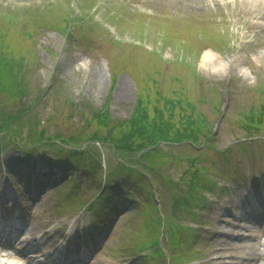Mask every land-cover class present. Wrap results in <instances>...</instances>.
I'll return each instance as SVG.
<instances>
[{"label": "rangeland", "instance_id": "374dc122", "mask_svg": "<svg viewBox=\"0 0 264 264\" xmlns=\"http://www.w3.org/2000/svg\"><path fill=\"white\" fill-rule=\"evenodd\" d=\"M0 41L24 55L31 86L21 101L0 96V110L24 114L32 124L37 119L38 131L49 136L72 137L85 146L97 130L90 110L108 105L113 118L126 119L140 98L150 101L154 113L162 96L183 103L174 109L175 120L200 117L212 131L195 150L187 141L161 142L155 164L152 155H125L134 163L142 159L128 173L134 195L118 190L114 212L105 211L106 224L92 221L89 204L108 185L102 173L121 160L110 144L86 149L81 170L58 159L56 144L15 146L0 134L9 172L4 176L0 166V221L21 223L35 250L50 251L61 258L58 264H174L171 256L179 248H171L165 229L157 248L145 244L160 236L153 231L155 216H170L177 200H184L192 165H198L215 185L200 190L203 205L194 217L177 208L174 223L166 222L175 233L182 222L194 228L193 241L183 239L184 260L177 253V264L253 263L246 259L259 251L247 254L242 247L264 241V222L250 223L249 231L236 224L243 194L260 190L264 181V128L247 132L242 125L249 124L251 110L264 112V0H0ZM206 51L229 62L224 73L203 65ZM124 83L128 91L122 93ZM79 199L85 205L73 207ZM149 218L151 231L141 229ZM235 233L241 236L233 238ZM13 237L0 235V264H26L30 258L20 253L26 242ZM159 249L162 254L154 251Z\"/></svg>", "mask_w": 264, "mask_h": 264}, {"label": "trees", "instance_id": "16d2710c", "mask_svg": "<svg viewBox=\"0 0 264 264\" xmlns=\"http://www.w3.org/2000/svg\"><path fill=\"white\" fill-rule=\"evenodd\" d=\"M24 59V55L13 54L10 52L9 47L5 46V44L0 41V96L7 95V97L18 99L19 101L29 97L31 92V86L28 81L29 76L27 75L29 70L27 69V74L23 72L25 65ZM162 99H164L163 105H153V113L150 110V101H148L146 97L140 98L132 115L126 119L113 118L109 113L108 105L101 108V110H90L92 121L97 125V130L93 133V136L87 138L85 146L72 137L61 138L60 136L57 137V135L49 136L46 134L45 130L38 131L37 125L39 121L36 119L37 122L34 123L35 125L28 121L25 122V120L22 119L24 114L22 116L19 112L7 113L0 110V134L9 136L11 143H14L15 146H19V144L27 145L29 142L32 144L43 142L46 144H56V146H58V148H56L58 159L66 161L69 159V161L78 165L81 170L86 167L83 155L86 149H89L90 146L96 142H101L103 144L107 142L110 144L115 152L119 154L121 160L117 161V166L113 167L110 172L107 173L109 184L98 194V200L103 208L97 212L96 217H98L100 221L105 222L107 221L105 215L108 214L105 211L110 210V213L114 212L112 204L114 197L113 191L116 184L134 191L128 173L133 172L136 164L141 163L142 159L139 158L137 162L134 163V161H136L134 158L128 159L127 157L125 158V155L129 154V152H140L142 158H144L143 155L147 157L152 155L148 159L152 160L153 164H155V162L161 160L157 158V147L161 142L176 141L180 143L187 141L191 143L190 146L195 150L198 146H202L204 142L211 138V127H209L202 118V120L200 117L194 119L192 115L186 114L185 118L181 121L179 120V122L174 119V109H176L177 106L181 108L184 106L181 100H177V102L180 103V105H177V102L175 103L172 99H168L164 96L160 98V100ZM189 105L192 106V104ZM86 107L89 108V105H85V108ZM263 114L264 112L262 109H254L247 113L246 118L249 120V124L248 122L242 124L245 130L251 132L256 129H263ZM51 140L54 143H51ZM22 148L26 153L27 148ZM97 164L100 166L101 162L97 161ZM152 168L153 166L151 165L150 169ZM192 169L193 171L190 174V182L192 184L185 187L186 195L184 197L190 201L200 196L201 189L207 188L208 185L213 183L212 178L207 175L203 166L192 165ZM119 171L122 172L120 175L123 178L117 180L115 175ZM133 183H136V181H133ZM70 188H75V185ZM68 192L69 191L66 192V196ZM176 196L177 195H175V197ZM179 201L182 202L181 199ZM181 202L177 205H182ZM83 203L84 200L79 199L78 202L72 206H78ZM103 209L104 211H102ZM174 210H176V207H174ZM149 215H152L153 218V213ZM150 218V222H143L141 229L151 231L147 227L149 225L151 226L152 218ZM153 231L157 232L156 226ZM155 235L157 237L159 233Z\"/></svg>", "mask_w": 264, "mask_h": 264}, {"label": "bare ground", "instance_id": "6f19581e", "mask_svg": "<svg viewBox=\"0 0 264 264\" xmlns=\"http://www.w3.org/2000/svg\"><path fill=\"white\" fill-rule=\"evenodd\" d=\"M202 63L203 65H211V70L214 73L222 74L226 71L227 66L229 65V62H227L225 59L221 58L218 54L213 53L212 51H206L204 53V56L202 58ZM244 74H248L247 70L242 71ZM128 91L127 84L124 83L121 89L122 93H125ZM49 168H45L44 171L48 170ZM242 203L239 206V215L241 214L240 218L238 220L241 221L240 225H236L237 230L241 229H250V225L246 224L248 219H254L257 220L258 217H264V209L260 213H256L255 210V205H262L264 207V184L262 187V191L259 195L253 194V195H246L243 194L241 198ZM215 232V229H213ZM0 233H2V230L0 229ZM234 237L233 238H239L241 235L240 234H232ZM264 235V232L261 234ZM26 241V237H24L20 242ZM242 249L247 250V254H252L253 251L257 250L259 251L257 256L253 258H247L246 260H252V264H264V241H257L256 243L252 245H244ZM38 253H32L30 254V258L28 259L30 262L26 264H40L42 261L39 259V262L36 261V258L39 256H42L44 253L41 252ZM221 259H224L223 257ZM50 260H56L54 261L53 264H58L60 262V259L58 257L53 256L50 254L47 256L43 262H46L47 264H51L49 261Z\"/></svg>", "mask_w": 264, "mask_h": 264}]
</instances>
